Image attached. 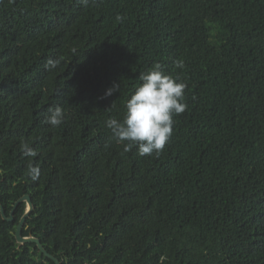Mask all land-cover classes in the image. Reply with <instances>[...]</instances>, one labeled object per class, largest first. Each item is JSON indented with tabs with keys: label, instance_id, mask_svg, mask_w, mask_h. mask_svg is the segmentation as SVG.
<instances>
[{
	"label": "trees",
	"instance_id": "16d2710c",
	"mask_svg": "<svg viewBox=\"0 0 264 264\" xmlns=\"http://www.w3.org/2000/svg\"><path fill=\"white\" fill-rule=\"evenodd\" d=\"M156 63L187 108L140 156L105 122ZM24 196L23 237L62 264H264V0H0L8 217ZM27 209H0V264H55L18 242Z\"/></svg>",
	"mask_w": 264,
	"mask_h": 264
},
{
	"label": "clouds",
	"instance_id": "9594fccd",
	"mask_svg": "<svg viewBox=\"0 0 264 264\" xmlns=\"http://www.w3.org/2000/svg\"><path fill=\"white\" fill-rule=\"evenodd\" d=\"M86 4L87 0H83ZM58 61H49L55 67ZM176 67L183 68V63L176 62ZM140 85L126 101L122 120L109 118L105 123L112 137L123 145L125 152L135 147L140 156L162 151L173 131V117L183 113L184 92L187 84L163 71V66L156 63L148 71L140 74ZM119 84H114L107 95L118 92ZM64 111L61 107L49 109L45 123L56 127L62 124Z\"/></svg>",
	"mask_w": 264,
	"mask_h": 264
},
{
	"label": "water",
	"instance_id": "95a60500",
	"mask_svg": "<svg viewBox=\"0 0 264 264\" xmlns=\"http://www.w3.org/2000/svg\"><path fill=\"white\" fill-rule=\"evenodd\" d=\"M27 202L28 203V209L27 212L25 214V216L22 218V220L20 221L18 228H17V233H16V237L19 243L21 244H28V243H33L36 244L38 246V249L40 250V252L45 255L47 258L51 259L54 261L55 264H62L57 258H55L53 255H51L42 245L41 241L37 238L34 237H23V230L25 228L26 225V221L27 219L30 217L31 213L34 210V204L32 199L30 198V196H24L22 199H20L16 205L14 210L12 211L10 217H8L5 213V210L3 208L2 205H0V209L2 212V215L4 217V219L8 222H14L15 221V211L16 209L23 203V202Z\"/></svg>",
	"mask_w": 264,
	"mask_h": 264
}]
</instances>
